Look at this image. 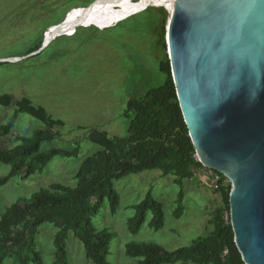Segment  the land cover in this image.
Returning a JSON list of instances; mask_svg holds the SVG:
<instances>
[{
    "label": "rangeland",
    "instance_id": "rangeland-1",
    "mask_svg": "<svg viewBox=\"0 0 264 264\" xmlns=\"http://www.w3.org/2000/svg\"><path fill=\"white\" fill-rule=\"evenodd\" d=\"M93 1L0 0V59L25 54L49 26L61 23L73 8L86 7ZM144 11L100 30L78 27L70 35L55 37L44 50L27 59L15 64L0 63V95H10L13 102L26 98L33 107L43 108L52 120L62 123L50 130L56 133L54 139L41 143L39 151L79 149L76 156L54 157L41 172L28 178L21 174L0 187V218L19 198H27L40 189L55 184L74 187L82 161L101 149L89 141V133L124 137L130 120L125 115L127 102L142 98L148 90L164 83L165 77L159 71L164 55L168 58L164 16L158 15L157 10ZM14 109V104L0 106V126L10 122ZM37 129L46 130L47 126L18 114L10 133L0 135V148L12 149L21 143L17 138L29 136ZM10 169L9 165L0 164V178L7 176ZM212 176L202 168L192 179L183 180L181 187L172 176L159 170L130 174L115 181L114 190L119 197L115 212L105 201L93 219L97 230L108 229L113 236L107 262L135 264L137 259L125 255L128 243H153L171 252L207 236L212 231V214L220 206L219 194L210 191ZM147 193L162 205L163 227L151 229L152 214L148 212L141 229L132 235L127 225L135 216L133 206ZM179 204L183 210L175 218ZM56 231L52 224L37 230L35 250L40 253L41 264H53L55 260ZM65 250L68 264H93L86 259L82 244L72 232L68 233ZM2 264L17 262L8 254Z\"/></svg>",
    "mask_w": 264,
    "mask_h": 264
},
{
    "label": "trees",
    "instance_id": "trees-1",
    "mask_svg": "<svg viewBox=\"0 0 264 264\" xmlns=\"http://www.w3.org/2000/svg\"><path fill=\"white\" fill-rule=\"evenodd\" d=\"M149 9L159 11L160 16L165 15L162 8H147L145 11ZM42 37L43 34L35 46L15 58L39 49ZM159 71L165 77L161 86L148 90L140 99L127 102L125 115L130 120L124 137L108 138L105 133H89V141L101 149L82 161L75 174L77 183L74 187L51 185L27 198H19L6 208L0 218V264L8 254L14 257L17 264H41L40 253L35 250V235L44 224H52L57 229L53 237V264H68L65 241L69 232L82 244L87 260L93 264H109L107 255L112 233L108 229L97 230L93 219L105 201L110 211L115 212L119 197L114 190V182L130 174L159 170L163 175L172 176L181 187L183 180L192 179L195 172L203 168L195 159L177 102L169 60L165 55L159 63ZM11 104H14V113L8 124L0 126V135L10 133L18 114L40 120L47 129H37L29 136L17 138L16 141L21 143L10 150L0 148V164L11 167L8 175L0 178V187L21 174L28 178L41 172L54 157L76 156L79 151L76 148L40 152V144L52 141L56 135L50 130L62 123L52 120L43 108L33 107L26 98L13 102L10 95H0V106L5 108ZM214 173L218 177L216 185L220 206L212 214V231L207 236L171 252L153 243H128L125 255L137 259L135 264H174L177 261L244 264L234 245L229 224L230 185L222 175ZM178 197L181 203L182 191H179ZM133 208L135 216L127 225L130 234L138 233L148 212L152 214L149 227L155 231L163 227L162 205L150 193ZM182 210L179 204L174 212L175 218L181 216Z\"/></svg>",
    "mask_w": 264,
    "mask_h": 264
},
{
    "label": "water",
    "instance_id": "water-1",
    "mask_svg": "<svg viewBox=\"0 0 264 264\" xmlns=\"http://www.w3.org/2000/svg\"><path fill=\"white\" fill-rule=\"evenodd\" d=\"M99 1L109 2L94 0L78 17ZM161 3L171 78L195 159L230 185L229 224L242 262L264 264V0ZM67 15L54 30L69 23ZM44 35L40 49L0 63L41 52L53 34L47 43Z\"/></svg>",
    "mask_w": 264,
    "mask_h": 264
},
{
    "label": "bare ground",
    "instance_id": "bare-ground-1",
    "mask_svg": "<svg viewBox=\"0 0 264 264\" xmlns=\"http://www.w3.org/2000/svg\"><path fill=\"white\" fill-rule=\"evenodd\" d=\"M148 7L161 8V0H109L108 3L99 1L93 7L86 9L82 19L78 17L81 8H73L67 15V19L70 20L69 23L57 31L53 29L54 26L49 27L45 32L44 42L47 43L50 40L51 34H53V41L55 37L70 35V32L78 27L96 26L97 30L111 27L130 16L146 10ZM50 32L52 33L50 34Z\"/></svg>",
    "mask_w": 264,
    "mask_h": 264
},
{
    "label": "built area",
    "instance_id": "built-area-1",
    "mask_svg": "<svg viewBox=\"0 0 264 264\" xmlns=\"http://www.w3.org/2000/svg\"><path fill=\"white\" fill-rule=\"evenodd\" d=\"M148 8H151V7H148ZM152 8H154V7H152ZM205 169V168H204ZM206 170H208V169H206ZM210 173H212V177H210V180H211V185H212V187L210 188V191L211 192H214V193H216L217 192V185H216V182H217V180H218V177H217V175L214 173V171H211V170H208ZM226 182L228 183V181L226 180Z\"/></svg>",
    "mask_w": 264,
    "mask_h": 264
}]
</instances>
